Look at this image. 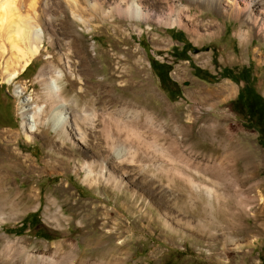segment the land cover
Returning <instances> with one entry per match:
<instances>
[{
	"label": "rangeland",
	"instance_id": "374dc122",
	"mask_svg": "<svg viewBox=\"0 0 264 264\" xmlns=\"http://www.w3.org/2000/svg\"><path fill=\"white\" fill-rule=\"evenodd\" d=\"M94 1L97 10L36 0L38 51L27 72L0 73L7 89L23 86L12 89L16 124L0 123V264H77L78 253L114 259L106 264H259L264 130L243 126L231 101L242 86L264 97V0L249 20L227 3L140 0L142 19L121 0ZM150 58L179 97L168 98ZM54 71L70 115L63 130L52 128L46 92ZM22 96L31 111L41 105L32 132ZM35 211V226L16 231Z\"/></svg>",
	"mask_w": 264,
	"mask_h": 264
},
{
	"label": "bare ground",
	"instance_id": "6f19581e",
	"mask_svg": "<svg viewBox=\"0 0 264 264\" xmlns=\"http://www.w3.org/2000/svg\"><path fill=\"white\" fill-rule=\"evenodd\" d=\"M41 1H42V7H43L45 5L46 0H41ZM85 1L87 5H89V7H91L92 9L94 10L98 9V5L96 4L94 0H85ZM121 1L124 2L123 10L128 16L134 17V18H142V19L146 18L147 12H146L145 7L140 3V0H121ZM184 1H187L186 3H193L196 5H199L202 3L208 4L210 7L214 8L217 11L221 10V7L224 3H227V6L230 7L229 12H231V15L232 14L235 15L234 13H237V14L242 13L243 17L247 20H249L252 15L256 16V11H258V8L260 9L261 5H263V0H241L243 1L241 6L238 3L239 1L236 2L235 0H184ZM67 3H69V5L75 9L79 5L78 0H69V2ZM40 7H41V4L36 2V0H0V73L5 76L6 81L11 80L12 77L16 75L17 71L22 70L26 66V64L30 61L31 56L38 51V48L40 46V41L44 35L42 28L38 26L35 21V17L37 16L35 14V10L36 12L38 10L40 11L41 10ZM189 12H191V10ZM238 33L241 36L243 35L244 30L238 29ZM61 74L62 73L60 71H56V72L54 71L55 77L48 78V81L46 84V89H47L46 92L50 99L51 98L54 99L53 107L51 111L52 128L53 129L60 128L61 130H63L64 128L67 129L68 127H71V126L68 121L70 115L68 111H66V104L59 97L60 86L57 83V78L60 77ZM226 88L229 89V92L232 90V87L230 86H227ZM223 90L224 88L221 90H218L217 92L213 90L214 91L213 93L218 94V95L223 94L225 92ZM14 91H15L14 93H17L16 94L17 96H19L18 94L23 93L22 87L20 88L18 86L17 88H15ZM28 100H29V96H22L21 102H20L21 104L20 112L22 114L23 128L28 130L29 132H32L34 131L37 125V122L33 119V113L38 114L40 112L41 105H37L36 108L33 111H31V108L33 105L30 104ZM125 127H128V126H125ZM108 129H110V127ZM146 144H148V142ZM159 144L160 143H158V145ZM163 150L160 149L161 152L160 151L158 152L164 155V153L162 152ZM135 154L137 153L135 152ZM161 165L163 166V164ZM101 172H106V169L102 167ZM109 179H111V177L105 178V180H109ZM71 252H72L71 248L69 250H65V252H62L63 258L66 259L74 251L72 253ZM73 255L77 259L76 260L77 264H102V263L106 264V261L108 262L114 261L113 258H110L106 260L105 262H102L103 260H99L98 258H95L94 256H89V257L87 255L82 256L81 253H78L77 256L76 254H73Z\"/></svg>",
	"mask_w": 264,
	"mask_h": 264
},
{
	"label": "trees",
	"instance_id": "16d2710c",
	"mask_svg": "<svg viewBox=\"0 0 264 264\" xmlns=\"http://www.w3.org/2000/svg\"><path fill=\"white\" fill-rule=\"evenodd\" d=\"M184 45H186V43H184ZM178 57L185 59L184 56ZM150 66L158 77L160 85L166 91L168 98L170 100H174L176 97H179V86L169 77L168 67L163 62L156 61L152 58H150ZM26 69L27 67H25L24 70ZM226 70L227 69L225 68L222 69L221 75L223 77L234 79V76L228 73ZM206 74L208 75L200 78L208 82L216 81V77L214 75H210L209 73ZM231 108L244 120L245 123L243 126L264 130V97L260 93L251 89L250 87L242 86L239 89L236 97L231 101ZM37 219H39L37 211L28 214L23 218L21 225L18 227L19 229L15 230L19 231L24 229L27 225L33 227L38 222ZM36 234L46 239H50L48 233L45 231L39 232L37 230ZM257 253L259 264H264V246L260 247Z\"/></svg>",
	"mask_w": 264,
	"mask_h": 264
},
{
	"label": "crops",
	"instance_id": "0c3cea01",
	"mask_svg": "<svg viewBox=\"0 0 264 264\" xmlns=\"http://www.w3.org/2000/svg\"><path fill=\"white\" fill-rule=\"evenodd\" d=\"M29 67H27V70ZM6 87L0 85V123L3 126L11 127L16 124L17 119L15 118V111H14V100L13 97L7 95L5 93Z\"/></svg>",
	"mask_w": 264,
	"mask_h": 264
},
{
	"label": "built area",
	"instance_id": "2783aa9c",
	"mask_svg": "<svg viewBox=\"0 0 264 264\" xmlns=\"http://www.w3.org/2000/svg\"><path fill=\"white\" fill-rule=\"evenodd\" d=\"M20 86V87H23L21 84H19V83H15V84H13L12 85V88L11 89H5V93L7 94V95H9V96H11L12 97V89H14V88H16V86Z\"/></svg>",
	"mask_w": 264,
	"mask_h": 264
},
{
	"label": "water",
	"instance_id": "95a60500",
	"mask_svg": "<svg viewBox=\"0 0 264 264\" xmlns=\"http://www.w3.org/2000/svg\"><path fill=\"white\" fill-rule=\"evenodd\" d=\"M184 84H186V83H184Z\"/></svg>",
	"mask_w": 264,
	"mask_h": 264
}]
</instances>
